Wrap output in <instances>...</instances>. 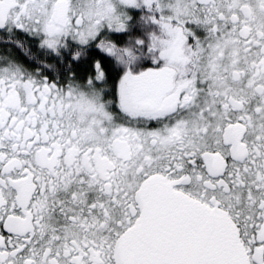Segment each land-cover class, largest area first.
Returning a JSON list of instances; mask_svg holds the SVG:
<instances>
[{"label": "snow or ice", "instance_id": "snow-or-ice-1", "mask_svg": "<svg viewBox=\"0 0 264 264\" xmlns=\"http://www.w3.org/2000/svg\"><path fill=\"white\" fill-rule=\"evenodd\" d=\"M0 264H264V0H0Z\"/></svg>", "mask_w": 264, "mask_h": 264}]
</instances>
